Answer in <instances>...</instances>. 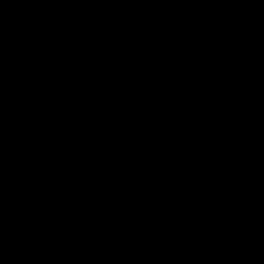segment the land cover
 Returning a JSON list of instances; mask_svg holds the SVG:
<instances>
[{
  "label": "water",
  "instance_id": "obj_1",
  "mask_svg": "<svg viewBox=\"0 0 264 264\" xmlns=\"http://www.w3.org/2000/svg\"><path fill=\"white\" fill-rule=\"evenodd\" d=\"M0 264H264V0H0Z\"/></svg>",
  "mask_w": 264,
  "mask_h": 264
}]
</instances>
